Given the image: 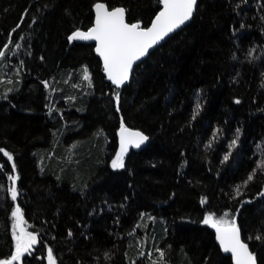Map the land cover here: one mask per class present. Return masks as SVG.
<instances>
[{
	"label": "trees",
	"instance_id": "16d2710c",
	"mask_svg": "<svg viewBox=\"0 0 264 264\" xmlns=\"http://www.w3.org/2000/svg\"><path fill=\"white\" fill-rule=\"evenodd\" d=\"M96 3L142 27L161 10L160 0H0V149L13 157L0 152V260L15 251L18 205L37 244L14 264H48L49 248L56 264H159L160 251L163 264H232L203 223L225 213L264 264V0H198L124 88L93 45L70 44ZM122 121L149 145L114 169Z\"/></svg>",
	"mask_w": 264,
	"mask_h": 264
},
{
	"label": "snow or ice",
	"instance_id": "6c2138e0",
	"mask_svg": "<svg viewBox=\"0 0 264 264\" xmlns=\"http://www.w3.org/2000/svg\"><path fill=\"white\" fill-rule=\"evenodd\" d=\"M163 10L155 17L150 27H142L140 23L126 22V10L117 7L109 10L104 3L95 4V24L88 31H75L70 37V41H95L96 53L102 58L104 71L108 80L116 88H120L130 78L133 65L142 57L148 54L149 49L158 44L170 33L180 28L189 21L196 10L197 0H160ZM7 47V46H5ZM16 47H20L19 44ZM6 55L5 51H0V59ZM84 80L91 82L87 68L84 69ZM45 87L49 85L44 82ZM116 102L119 104V93L116 94ZM239 103V101H236ZM119 111V107L117 108ZM199 112V104L196 105L195 114ZM195 114L193 118H195ZM238 139V137H237ZM148 140V137L140 132L130 131L124 126L123 121L120 127V151L112 161L114 169L124 167V156L129 146L139 148ZM236 140L232 141L230 147L236 145ZM211 146V145H209ZM3 155L9 161L13 159L12 155L3 149H0ZM225 160L228 159L226 155ZM15 171V165H12ZM264 168V165H260ZM255 176V171L248 176L247 181H251ZM8 179L12 181V187L8 189L13 201L17 200L18 191L16 181L18 177L9 175ZM245 182V186L246 183ZM240 186L236 188V195H241ZM264 195V193H261ZM205 203V201H201ZM13 217L12 237L15 242V251L10 259L0 260V264H14L21 261L25 253H29L32 246L37 243V236L28 231L25 227L26 220L21 208L17 205L11 213ZM203 223L216 232V238L222 250L225 253H231L235 264H256L255 256L250 252L248 245L241 239V230L234 217L225 213L223 217L216 218L213 214L206 215ZM71 235V233H69ZM260 239V237H257ZM159 251V250H158ZM48 264H56L53 250L48 249ZM164 253L159 252V264H163ZM152 264H157L153 261Z\"/></svg>",
	"mask_w": 264,
	"mask_h": 264
},
{
	"label": "water",
	"instance_id": "95a60500",
	"mask_svg": "<svg viewBox=\"0 0 264 264\" xmlns=\"http://www.w3.org/2000/svg\"><path fill=\"white\" fill-rule=\"evenodd\" d=\"M106 6H107V5H106ZM197 8H198V0H197L196 10L194 11L192 18H191L189 21H187L184 25H182L180 28L176 29L174 32H172V33H170L168 36H166L163 40H161V41H160L158 44H156L154 47H152L151 49H149L148 54H147L146 56L142 57L139 61H137V62L133 65V70H132V73L130 74V78H129V80H128L127 82H125V84L122 85L120 88H124V87L128 86V85L131 83L132 78H133V75H134V72L136 71L137 67L140 66L142 63H144V62L150 57V55H151L155 50H157L159 47H161L162 45H164V44L167 42L168 39H170V38L173 37L175 34L179 33V32L182 31L183 29H185V28H186V27L192 22L193 17H194L195 14H196ZM109 10H110V9H109ZM162 10H163V5L161 4V10H160V11H162ZM160 11H159V12H160ZM93 12H94V15H95V7H94V9H93ZM158 14H159V13H158ZM158 14H157V15H158ZM157 15H156V16H157ZM125 19H126V22H128V20H127V13H126V15H125ZM154 19H155V18H154ZM152 22H153V21H152ZM128 23H129V22H128ZM94 24H95V19H94ZM94 24H93V26H94ZM93 26H92V27H93ZM141 26H142V25H141ZM150 26H151V24H150ZM150 26H149V27H150ZM87 31H88V30H87ZM83 32H86V31H83ZM74 43H76V44H84V45H93V46H94V52H95L96 56L101 60L102 67H103V73H104V75H105L107 81H108L109 83L112 84V82H111L110 80H108L107 75H106V73H105V71H104V66H103V60H102V58H101V57L96 53V51H95V48H96V42H95V41H70V44H71V45H73ZM112 85H113V84H112ZM114 86H115V85H114ZM115 87H116V86H115ZM128 129H129L130 131H133V132H140V131H138V130H133V129H130V128H128ZM140 133H142V132H140ZM142 134H143V133H142ZM143 135H144V134H143ZM118 141H119V146H120V130H119V133H118ZM148 145H149V139H148L144 144H142L139 148H136V147H133V146H129V148H128L126 154H128V153H129L130 151H132V150H134V151H136V152H139V151L145 149ZM210 229H211L212 232L215 234L216 244H217V246L219 247V249H220L221 253L223 254V256L231 258V260H232V264H235V261H234L232 255H231V253H225V252L222 250L220 244H219L218 241H217L215 229H213V228H211V227H210ZM241 239L243 240L242 232H241ZM243 241H244V240H243ZM248 247H249V246H248ZM249 250H250V249H249ZM250 252H251V250H250ZM254 256H255V255H254ZM255 259H256V257H255ZM256 264H258L257 259H256Z\"/></svg>",
	"mask_w": 264,
	"mask_h": 264
},
{
	"label": "rangeland",
	"instance_id": "374dc122",
	"mask_svg": "<svg viewBox=\"0 0 264 264\" xmlns=\"http://www.w3.org/2000/svg\"><path fill=\"white\" fill-rule=\"evenodd\" d=\"M25 227H26V226H25ZM26 228H27V227H26ZM27 230H28V229H27ZM36 244H37V243H36ZM36 244H35V245H36ZM35 245H33V246H32V248H34V247H35ZM31 250H32V249H31ZM25 254H27V253H25ZM21 259H22V258H21ZM19 262H21V261H19Z\"/></svg>",
	"mask_w": 264,
	"mask_h": 264
},
{
	"label": "bare ground",
	"instance_id": "6f19581e",
	"mask_svg": "<svg viewBox=\"0 0 264 264\" xmlns=\"http://www.w3.org/2000/svg\"><path fill=\"white\" fill-rule=\"evenodd\" d=\"M247 244V243H246ZM248 245V244H247ZM249 246V245H248ZM249 249H250V247H249ZM251 250V249H250ZM252 252V251H251ZM253 253V252H252Z\"/></svg>",
	"mask_w": 264,
	"mask_h": 264
}]
</instances>
